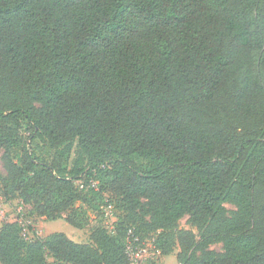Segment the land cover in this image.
<instances>
[{"label":"trees","instance_id":"16d2710c","mask_svg":"<svg viewBox=\"0 0 264 264\" xmlns=\"http://www.w3.org/2000/svg\"><path fill=\"white\" fill-rule=\"evenodd\" d=\"M0 150L4 201L77 228L82 194L125 211L95 247L6 222L0 264H132L136 225L167 254L185 215L207 226L181 264H264V0H0Z\"/></svg>","mask_w":264,"mask_h":264},{"label":"rangeland","instance_id":"374dc122","mask_svg":"<svg viewBox=\"0 0 264 264\" xmlns=\"http://www.w3.org/2000/svg\"><path fill=\"white\" fill-rule=\"evenodd\" d=\"M72 158L73 154L70 155L69 159H65L64 157V164L68 165ZM133 160L140 167L145 166L147 163L145 158L137 155L133 156ZM4 174L5 170L0 159V176ZM75 184L81 188L79 181H75ZM225 207L233 209V206L230 204H225ZM73 208L77 210L78 216L82 219L81 228L70 225L65 220L64 214L48 218L47 216L40 215L39 212L33 210L29 204L23 203L20 199L13 198L4 201L0 197V227L6 222H16L21 226L22 235L26 240L44 237L53 232H63L78 243L94 245L90 238L92 229L95 227L111 226L112 222L125 214L118 198L113 197L108 191H103L99 194H82V198L75 201ZM136 226L135 236L140 241L137 245H135L136 243L133 244V241L130 242L138 250V258L132 264L145 262L147 259H152L155 264H181L177 259V255L180 253L183 257L188 252L181 247L179 238L181 235H184V232H188L192 236L191 240L198 242L207 224H193L189 221L188 216L185 215L167 227L163 231L164 234L169 236L166 244L171 247V250L167 254H160L153 247L152 242L156 238L157 232H148L143 230L141 226ZM207 249L222 252V245L220 242H212L208 245ZM196 253L200 254L201 251L197 250Z\"/></svg>","mask_w":264,"mask_h":264},{"label":"built area","instance_id":"2783aa9c","mask_svg":"<svg viewBox=\"0 0 264 264\" xmlns=\"http://www.w3.org/2000/svg\"><path fill=\"white\" fill-rule=\"evenodd\" d=\"M94 185H95V182L92 183V186ZM134 239L136 240L137 238H134ZM127 249H128L132 263L136 262L138 258V250L136 248H133L130 244H128ZM137 264H140V262H138Z\"/></svg>","mask_w":264,"mask_h":264}]
</instances>
